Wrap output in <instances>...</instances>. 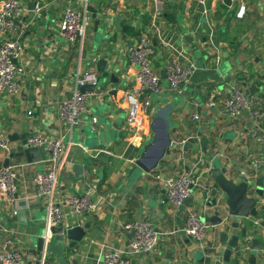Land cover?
Returning <instances> with one entry per match:
<instances>
[{
  "label": "crops",
  "instance_id": "1",
  "mask_svg": "<svg viewBox=\"0 0 264 264\" xmlns=\"http://www.w3.org/2000/svg\"><path fill=\"white\" fill-rule=\"evenodd\" d=\"M19 1L25 8L22 21L26 31L20 38V63L25 74L18 97H0V134L11 145L10 151H0V167L6 163L27 164L15 157L22 152L21 136H27L26 140L33 133L51 139L65 136L66 128L58 120V103L71 93L77 75L97 72V90L104 94L89 98L81 124L73 131L59 191L71 195L95 191L99 207L84 216L67 214L66 228L89 226L83 240L68 253L67 263L100 264L105 248H121L131 238L124 225L133 219L149 220L159 235L156 248L137 256L135 264L194 263L189 253L197 247L186 234L181 237L176 223L178 209L167 204L164 190L152 174L180 172L183 168L175 159L180 151L186 162L184 170L205 187L193 191L191 206L211 201L206 186L211 185L208 173L213 163L226 168L230 177L241 172L252 177V196L256 180L262 178L264 194V167L259 163L264 145L260 134L254 133V124L246 115L228 120L219 113V107L203 106L210 97L216 101L223 98L232 84L245 92L253 89L248 95L264 97V0H166L162 16H158L154 0H39L36 11L27 7L33 0ZM69 5L88 10L85 35L77 44L65 43L59 32L63 11ZM242 5L245 15L238 19L236 13ZM107 7L111 15L103 17L101 11ZM125 13L128 17L117 28L116 18ZM127 27L139 33L143 29L151 32L155 51L152 66L163 88L152 98L145 119L149 127L141 141L127 131L130 103L121 100L122 91L135 85L136 68L130 65L128 50L138 34H129ZM175 58L194 66L179 93L166 90L163 71L165 63ZM103 60L105 67L100 74L97 66ZM194 114L198 121L191 120ZM163 129L168 131L170 146L157 168L146 174L135 162L139 159L145 166L154 162ZM40 153L44 159L45 152ZM199 158L207 165H199ZM43 169L40 163H34L19 172L17 213L25 211L27 225H21L17 217L11 218V206L0 195V227L10 230L15 246L34 258H25L23 264H36L40 257L35 250L36 229L46 225V206L36 198L30 179ZM57 198L58 192L54 196ZM262 206L261 199L259 216L239 225V232L245 228L246 238L239 240L231 264H264ZM181 220L183 225V216ZM220 231L211 225L202 248L213 261L222 260L218 252L225 244L220 242ZM185 239L190 245L184 244ZM252 240L257 244H251ZM256 245L262 249L249 250ZM46 256L54 264L51 255Z\"/></svg>",
  "mask_w": 264,
  "mask_h": 264
},
{
  "label": "built area",
  "instance_id": "2",
  "mask_svg": "<svg viewBox=\"0 0 264 264\" xmlns=\"http://www.w3.org/2000/svg\"><path fill=\"white\" fill-rule=\"evenodd\" d=\"M166 0H154L158 16H162ZM202 2V0H201ZM245 6H239L236 17L242 19L245 15ZM25 8L19 0H3L0 6V97H18L22 92V77L24 68L20 63L22 52L20 38L26 31V25L22 21ZM103 17L111 15L110 8L101 11ZM89 21L87 8L77 9L67 6L60 20V36L67 44H77L83 40L85 27ZM153 36L150 31L141 30L134 45L128 50L130 65L136 68L134 73V87L127 88L121 93V100L130 103L128 117L126 120L127 131L138 140L145 135L148 125L145 119L148 117L153 96L163 92L161 78L153 69L152 57L154 56ZM164 76L166 90L179 93L185 86L194 71L192 64H184L179 59H171L165 63ZM99 74L97 72H85L77 75L74 80L72 91L65 96L57 106L58 120L66 128L65 136L51 139L39 133H33L27 139L25 147L37 148L45 152L46 157L40 160L43 171L31 177L30 182L34 186L36 198L43 200L46 206V228L61 227L65 223L67 214L71 216H84L97 211L99 201L95 197V191H85L80 194H66L60 192V178L66 162L71 143V136L82 121L89 98L104 94L98 91ZM89 87L90 90L82 93L81 89ZM98 89V90H97ZM204 108H218L219 113L228 120H238L246 115L248 120L254 124V133L260 134L264 145V97L259 95H248L243 89L236 85H230L225 96L216 101L214 97L205 100ZM28 115H31L28 113ZM199 117L194 114L192 121H198ZM95 120L92 121L94 126ZM92 131L94 127H90ZM133 139V137L131 136ZM134 141V140H133ZM183 141L182 144L186 143ZM11 145L5 135L0 134V151L8 152ZM175 159L183 168L176 174L162 175L152 174L159 181L166 198L167 204L177 210L182 202L192 197L194 190L205 189L199 179L192 173L184 170L185 159L179 152L175 153ZM199 165L206 166L203 158L197 160ZM259 163L264 167V152ZM27 164L7 165L0 167V195L11 206L10 216L16 218L18 198V179L21 168ZM238 181L240 177L251 185L252 177L245 172L239 176L232 174ZM209 192L213 188L206 186ZM58 198L54 199L57 195ZM251 192V186H250ZM264 202V194L262 196ZM210 210L206 205L190 206L183 213V230L197 248L202 249L206 241L207 231L211 225L205 221ZM213 227V226H212ZM215 228V227H214ZM124 229L131 234V238L121 248L107 247L103 251L100 264H135L134 259L144 253L153 251L159 243V235L153 225L147 219H133L124 225ZM248 240H245V245ZM245 245L243 249L245 250ZM264 253V250H263ZM47 254H42L36 260V264H51ZM25 258L34 261L32 255H25L13 243L10 230L0 227V264H23ZM183 264H196L185 262Z\"/></svg>",
  "mask_w": 264,
  "mask_h": 264
},
{
  "label": "water",
  "instance_id": "3",
  "mask_svg": "<svg viewBox=\"0 0 264 264\" xmlns=\"http://www.w3.org/2000/svg\"><path fill=\"white\" fill-rule=\"evenodd\" d=\"M38 1L39 0H33V2L29 3L27 5L28 10L36 11ZM124 17H128V15L125 13L116 18L115 25L117 28H119V24ZM104 67L105 61L103 60L99 62L97 66V70L100 74L103 73ZM90 89L91 88L89 87H85L81 89V92L84 93ZM246 93H253V89H250ZM26 138L27 136L20 137L23 146L22 152L15 155V157L24 159L27 164L39 163L41 160L40 150L37 148L25 147L27 144ZM9 140L12 141L11 137ZM170 143L171 141L168 131L163 129L161 134V145L157 150L154 162L149 166H145L138 159L135 162L138 169L146 174H150L153 170H155L160 160L163 159L166 149L170 146ZM13 153L14 152L12 151L11 156H14ZM7 165V163L4 164V167ZM208 175L213 182V188L210 190L212 199L206 204L207 207L211 209V215L206 216L205 221L213 227L220 228L221 230L219 233L220 242L225 244V247L219 250L218 253L222 257V260L213 261L211 256L206 255L200 248H194L189 254L196 264H231V256L232 253L238 249L239 240L246 238L245 228L239 232V225L241 223L244 224L246 220L259 216L257 212V205L260 203L263 196V179L261 178L256 180L255 184L257 188L252 196L250 195V185L243 177H240L237 181L232 174L231 177L228 175L226 168H221L216 163L212 164ZM192 202V197L185 199L176 212V223L182 238L185 237V232L183 230L181 218L186 208H189ZM21 206L24 207L25 204H22ZM261 210L264 211V206L261 207ZM16 217L21 225H27L25 211L18 212ZM33 221L37 222L38 220L34 217ZM88 229V225L73 228H66L65 225H62L61 227H51L49 230L46 226L44 229L37 228L35 250L40 254V257L43 253L51 255L54 260V264H68V253L76 249L85 237ZM253 243L257 244L256 240H252L251 244ZM184 244L190 245L189 240L185 239ZM261 249L262 248L257 245L249 248V250L253 251H259Z\"/></svg>",
  "mask_w": 264,
  "mask_h": 264
},
{
  "label": "trees",
  "instance_id": "4",
  "mask_svg": "<svg viewBox=\"0 0 264 264\" xmlns=\"http://www.w3.org/2000/svg\"><path fill=\"white\" fill-rule=\"evenodd\" d=\"M126 32H128L129 34L131 33V35H135V36H137V34H138V36L140 35V33L139 32H136L133 28H131V27H127L126 29Z\"/></svg>",
  "mask_w": 264,
  "mask_h": 264
}]
</instances>
